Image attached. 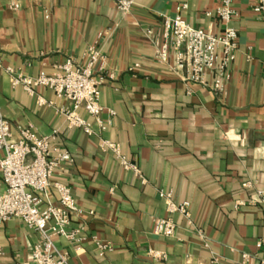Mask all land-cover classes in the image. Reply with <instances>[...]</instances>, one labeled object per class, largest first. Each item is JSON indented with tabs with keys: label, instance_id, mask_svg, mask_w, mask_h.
I'll use <instances>...</instances> for the list:
<instances>
[{
	"label": "crops",
	"instance_id": "crops-1",
	"mask_svg": "<svg viewBox=\"0 0 264 264\" xmlns=\"http://www.w3.org/2000/svg\"><path fill=\"white\" fill-rule=\"evenodd\" d=\"M133 1L124 13L116 0H0V115L17 138L20 127L39 136L57 131L52 144L72 157L58 178L83 213L68 226L75 238L58 237L56 248L68 264H264V204L257 196L264 190V23L252 0L233 3L238 48L220 92L211 87L216 72L208 86L183 81L172 46L166 62L157 59L165 17L180 14L218 34V3ZM91 47L106 67L104 129L84 109L93 133L70 127L63 114L70 101L38 88L46 100L39 105L11 85L9 67L51 74L67 57L84 63ZM5 189L0 172V193ZM168 194L189 203L187 214L169 213ZM49 199L56 202L54 189ZM168 217L174 235H156L155 220ZM40 239L20 218L4 222L0 264H31Z\"/></svg>",
	"mask_w": 264,
	"mask_h": 264
},
{
	"label": "built area",
	"instance_id": "built-area-1",
	"mask_svg": "<svg viewBox=\"0 0 264 264\" xmlns=\"http://www.w3.org/2000/svg\"><path fill=\"white\" fill-rule=\"evenodd\" d=\"M215 1L218 3L216 15L224 23L223 31L216 34L196 28L180 14L165 17L163 43L157 51V59L166 62L172 46L174 69L184 71L183 81L208 86V74L216 72L211 87L223 92L238 48L237 31L231 25L237 16L233 7L236 0ZM252 1L253 11L264 23V0ZM133 3V0H116L118 9L124 13L131 10ZM101 59L97 48L91 47L84 63L67 57L51 74L41 71L32 77L17 73L10 67L7 71L11 85L21 86L30 95L36 96L39 105L46 104V100L37 92L38 88L49 89L57 97L70 101L71 107L63 109L69 126L92 134L90 123L80 115L79 110L84 109L93 116L101 129L106 127L101 119L104 108L100 103V85L106 73ZM110 114L113 112L110 111ZM19 132L20 136L15 137L11 123L0 115V172L6 185L5 191L0 193V227L11 218H20L40 233L41 239L31 253V264H68L67 255L57 250L55 241L58 237L74 239L75 232L69 231L68 226L73 217L83 213L71 187L58 178L72 157L69 152L52 144L57 131L39 136L30 128L20 127ZM103 144L118 150L110 141ZM122 164L126 168H135L125 159H122ZM51 189L57 193L56 202L49 199ZM165 196L169 213L187 214V201L176 203L169 194ZM257 196L258 202L264 204L263 189L257 190ZM175 228L172 217L158 218L153 231L158 236L171 237ZM258 245L264 248V237L258 240ZM99 248L103 252L108 245L102 244Z\"/></svg>",
	"mask_w": 264,
	"mask_h": 264
}]
</instances>
